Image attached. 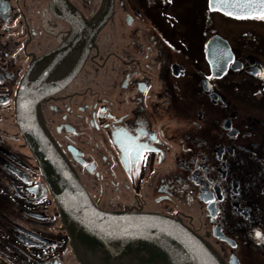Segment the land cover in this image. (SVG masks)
I'll use <instances>...</instances> for the list:
<instances>
[{"label": "flooded vegetation", "instance_id": "af4514ba", "mask_svg": "<svg viewBox=\"0 0 264 264\" xmlns=\"http://www.w3.org/2000/svg\"><path fill=\"white\" fill-rule=\"evenodd\" d=\"M235 17L210 0H0V264H86L48 140L99 209L180 219L221 264H264V20Z\"/></svg>", "mask_w": 264, "mask_h": 264}, {"label": "water", "instance_id": "95a60500", "mask_svg": "<svg viewBox=\"0 0 264 264\" xmlns=\"http://www.w3.org/2000/svg\"><path fill=\"white\" fill-rule=\"evenodd\" d=\"M212 8L231 11L233 15L247 12L239 7ZM22 90L23 86L20 92ZM37 99L36 96L30 100L32 107ZM19 105L22 113L21 97ZM24 134L32 146L41 144L25 129ZM43 144L46 154L38 155V159L46 166L44 172L48 182L66 192L61 207L79 222V227L70 233L86 264H221L215 249L180 219L99 209L53 144L49 140Z\"/></svg>", "mask_w": 264, "mask_h": 264}, {"label": "snow or ice", "instance_id": "6c2138e0", "mask_svg": "<svg viewBox=\"0 0 264 264\" xmlns=\"http://www.w3.org/2000/svg\"><path fill=\"white\" fill-rule=\"evenodd\" d=\"M211 7H224V8H235L247 10L246 14H237V19H259L264 20V0H210ZM226 15H232L231 11H226ZM217 68L221 69L222 65L217 63ZM211 78V77H210ZM150 151L147 145H136L134 148L135 160L140 161L143 153ZM127 158V157H126ZM138 166V163H137ZM212 201L209 200V203Z\"/></svg>", "mask_w": 264, "mask_h": 264}, {"label": "rangeland", "instance_id": "374dc122", "mask_svg": "<svg viewBox=\"0 0 264 264\" xmlns=\"http://www.w3.org/2000/svg\"><path fill=\"white\" fill-rule=\"evenodd\" d=\"M207 19L208 20H210L212 23H213V18H214V20H215V22H216V24H220L221 22H222V18H223V16L221 15L222 14V12H218V11H216V10H209L208 9V11H207ZM224 24V23H223ZM242 24H241V22L240 21H238L237 23H228L227 24V26H226V28L225 27H222L221 26V29L222 30H229V33L231 34V35H233V36H237V33H239L240 32V36H241V31L243 30V29H246L247 27H245V26H241ZM229 26H231V27H229ZM228 28V29H227ZM214 30H216V29H211V30H209V33L210 32H214ZM103 42V41H102ZM102 42H101V44H100V47L102 46ZM101 53H104L103 51L101 52ZM94 57L97 59V60H101V55L99 56V57H97V55H94ZM37 101H38V99H37ZM37 101H35L33 104H34V106H36L37 104H38V102ZM203 218H204V215H203ZM184 219H186V218H184ZM196 221V223L198 224V226H201L200 224H201V222L199 221V220H195ZM193 230V229H192ZM195 230V229H194ZM193 230V231H194ZM198 231H200L199 229H198ZM197 233V232H196ZM252 254H254V252H252ZM257 255H259V254H257Z\"/></svg>", "mask_w": 264, "mask_h": 264}, {"label": "bare ground", "instance_id": "6f19581e", "mask_svg": "<svg viewBox=\"0 0 264 264\" xmlns=\"http://www.w3.org/2000/svg\"><path fill=\"white\" fill-rule=\"evenodd\" d=\"M218 10H221V9H218ZM221 11H223V10H221ZM224 13H225V11H223ZM233 15V14H232ZM234 16H236V15H234ZM56 177H60L61 178V176H56ZM57 180V179H56ZM72 180H73V177H72ZM63 189H53V192H54V195H55V197L57 198V201L59 202V204H61L65 199H66V192L63 190ZM64 193V194H63ZM66 210V209H65ZM64 209H63V214H65L66 216H67V214L66 213H68V211L66 210L65 211ZM73 220V219H72ZM68 222V221H67ZM73 222V221H72ZM64 223V222H63ZM73 224V223H72ZM71 224V225H72ZM68 226H69V224H68ZM79 226V225H78ZM73 227H74V225H73ZM67 228V227H66ZM65 228V229H66Z\"/></svg>", "mask_w": 264, "mask_h": 264}]
</instances>
